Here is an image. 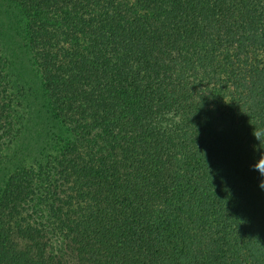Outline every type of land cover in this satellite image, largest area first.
<instances>
[{"label":"trees","instance_id":"16d2710c","mask_svg":"<svg viewBox=\"0 0 264 264\" xmlns=\"http://www.w3.org/2000/svg\"><path fill=\"white\" fill-rule=\"evenodd\" d=\"M0 1V264H264V0Z\"/></svg>","mask_w":264,"mask_h":264},{"label":"clouds","instance_id":"9594fccd","mask_svg":"<svg viewBox=\"0 0 264 264\" xmlns=\"http://www.w3.org/2000/svg\"><path fill=\"white\" fill-rule=\"evenodd\" d=\"M156 120L159 123L160 129L166 130L174 123H178L179 117L176 116L174 112H165L157 116ZM252 135L255 140L259 142L257 146L258 149H264V147H261V144L264 143V128L257 129L256 127H254ZM251 167L252 170L259 173L261 179L258 186L261 190H264V152L261 153L259 159L253 165H251Z\"/></svg>","mask_w":264,"mask_h":264},{"label":"rangeland","instance_id":"374dc122","mask_svg":"<svg viewBox=\"0 0 264 264\" xmlns=\"http://www.w3.org/2000/svg\"><path fill=\"white\" fill-rule=\"evenodd\" d=\"M10 14H11L10 11L6 10L5 5L0 1V21L2 19V21L7 23L9 26L12 25V23L15 22V20L13 19L12 15H10ZM6 34H7V37L10 36L8 31Z\"/></svg>","mask_w":264,"mask_h":264}]
</instances>
